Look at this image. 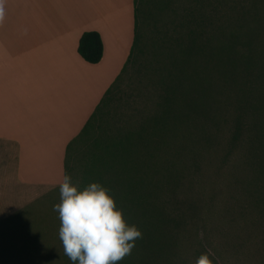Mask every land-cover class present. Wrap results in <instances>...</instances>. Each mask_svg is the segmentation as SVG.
<instances>
[{"label":"trees","instance_id":"16d2710c","mask_svg":"<svg viewBox=\"0 0 264 264\" xmlns=\"http://www.w3.org/2000/svg\"><path fill=\"white\" fill-rule=\"evenodd\" d=\"M134 1L130 54L68 142L64 174L75 176L77 157L86 165L80 184L100 181L141 229L131 252L115 264H184L174 257L179 231L193 225L202 208L199 196L179 191L184 169H198L223 134L224 158L245 146V189L256 205L264 204V0H193L184 12L178 0ZM78 50L98 62L100 32L85 30ZM131 70L149 78L148 97L139 94L146 98L135 104L130 128H110L102 114ZM74 144L84 149L75 154Z\"/></svg>","mask_w":264,"mask_h":264},{"label":"rangeland","instance_id":"374dc122","mask_svg":"<svg viewBox=\"0 0 264 264\" xmlns=\"http://www.w3.org/2000/svg\"><path fill=\"white\" fill-rule=\"evenodd\" d=\"M192 1L178 0L180 10L184 12ZM222 3L225 5L226 0ZM2 19L0 10V39L5 36ZM0 54V83L8 85L13 77L9 71H18L24 63L14 60L7 69V60L2 52ZM133 73V70L128 72L118 96L102 114L110 128H115L118 123L130 128L135 104L141 105V101L148 97L144 88L149 84V78L146 75L140 78ZM23 78L24 74L20 84H23ZM143 93L146 96L139 95ZM86 116L82 105L74 112L72 120L45 124L44 133L33 128L34 138L23 136L20 143H24L25 151L30 152L25 154L30 156H24L23 164L29 172L19 170V155L11 146L17 139L0 137V264L71 262L63 252L58 235L59 217L53 204L59 201L58 185L61 181L58 180L63 177L65 143L79 131ZM97 129L95 126L93 131ZM223 132L228 131L223 129ZM225 140L223 134L200 158L198 169H184L186 179L181 181L179 191L199 196L202 208L198 220L179 231L177 251H174V257L180 258L178 262L184 260V264H194L199 250H210L215 264H264V204L256 205L253 194L245 189L250 183L249 167L243 164L245 146L238 147L233 155L224 158L222 145ZM74 147L75 154L84 149L79 144ZM71 163L75 168L73 180L82 182L86 165L75 156Z\"/></svg>","mask_w":264,"mask_h":264},{"label":"crops","instance_id":"0c3cea01","mask_svg":"<svg viewBox=\"0 0 264 264\" xmlns=\"http://www.w3.org/2000/svg\"><path fill=\"white\" fill-rule=\"evenodd\" d=\"M0 10L5 66L14 60L24 63L9 71L13 77L8 85L0 83V137L17 139L11 146L19 155V170L29 172L23 162L30 152L20 139L34 138L33 128L44 133L45 124L72 120L83 105L87 116L82 128L120 73L133 44L135 1L0 0ZM89 29L98 30L103 39L98 62L86 60L78 50L82 33ZM75 135L64 146L63 175L67 144Z\"/></svg>","mask_w":264,"mask_h":264},{"label":"clouds","instance_id":"9594fccd","mask_svg":"<svg viewBox=\"0 0 264 264\" xmlns=\"http://www.w3.org/2000/svg\"><path fill=\"white\" fill-rule=\"evenodd\" d=\"M58 235L63 252L73 264H115L130 253L141 229L129 223L114 195L100 181L81 185L65 173L58 185ZM194 264H215L210 250Z\"/></svg>","mask_w":264,"mask_h":264}]
</instances>
